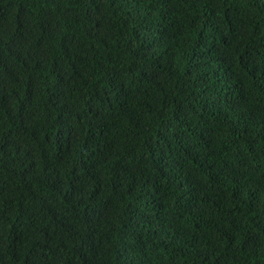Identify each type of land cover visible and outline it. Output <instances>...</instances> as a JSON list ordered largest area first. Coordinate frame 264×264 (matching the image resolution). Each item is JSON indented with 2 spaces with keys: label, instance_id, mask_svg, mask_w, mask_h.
Wrapping results in <instances>:
<instances>
[{
  "label": "trees",
  "instance_id": "16d2710c",
  "mask_svg": "<svg viewBox=\"0 0 264 264\" xmlns=\"http://www.w3.org/2000/svg\"><path fill=\"white\" fill-rule=\"evenodd\" d=\"M0 264H264V0H0Z\"/></svg>",
  "mask_w": 264,
  "mask_h": 264
}]
</instances>
